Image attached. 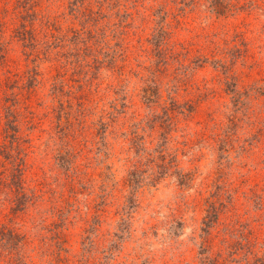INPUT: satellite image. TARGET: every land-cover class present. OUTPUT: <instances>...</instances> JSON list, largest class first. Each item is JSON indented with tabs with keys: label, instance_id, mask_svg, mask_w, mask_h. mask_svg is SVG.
I'll return each mask as SVG.
<instances>
[{
	"label": "rangeland",
	"instance_id": "rangeland-1",
	"mask_svg": "<svg viewBox=\"0 0 264 264\" xmlns=\"http://www.w3.org/2000/svg\"><path fill=\"white\" fill-rule=\"evenodd\" d=\"M204 258L264 264V0H0V264Z\"/></svg>",
	"mask_w": 264,
	"mask_h": 264
},
{
	"label": "trees",
	"instance_id": "trees-1",
	"mask_svg": "<svg viewBox=\"0 0 264 264\" xmlns=\"http://www.w3.org/2000/svg\"><path fill=\"white\" fill-rule=\"evenodd\" d=\"M149 99V98H147ZM178 174V172H177ZM135 177L133 176V174L131 173L130 177L127 179V183L128 185L131 187L132 190H134L135 188V185H137V182H135ZM190 179V176L189 174H180L179 177H178V181L182 184L184 183V181H187ZM133 200L129 199L127 201V205H126V208H127V212H129V209H131L133 207ZM216 213H215V210H213V208H211V210L209 209V211H207V215L205 216V218L203 219V228H202V231L206 232L207 229L209 228V226L215 222L214 220H216ZM202 264H210V260L208 258H204L203 261H202Z\"/></svg>",
	"mask_w": 264,
	"mask_h": 264
}]
</instances>
